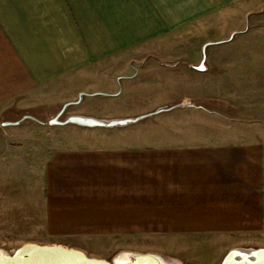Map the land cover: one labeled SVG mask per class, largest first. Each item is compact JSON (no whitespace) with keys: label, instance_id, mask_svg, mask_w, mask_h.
Segmentation results:
<instances>
[{"label":"crops","instance_id":"crops-1","mask_svg":"<svg viewBox=\"0 0 264 264\" xmlns=\"http://www.w3.org/2000/svg\"><path fill=\"white\" fill-rule=\"evenodd\" d=\"M218 24H225L226 36L216 42L244 52L241 64L235 63L238 54L226 66L215 64L214 55L205 64V44L194 78L198 86L202 79L210 83L159 109L178 110L163 119L158 143L133 139L79 152L76 160L87 165L86 204L70 203L73 185L50 176L49 230L161 232L179 248L186 247L182 235L194 234L222 249L221 263L231 250L264 249V39L257 38L264 0H0V120L3 110L8 114L11 105L61 79L84 84L83 74L129 64L138 51L151 54L155 42L189 27ZM257 40L259 50L252 53ZM204 88L218 92L202 96ZM4 128L0 123V139L8 135ZM6 148L0 140L2 152ZM73 153L53 152L50 168L74 162ZM57 185L65 187L52 190ZM78 208L85 210L81 228L68 226ZM200 238L193 241L203 246Z\"/></svg>","mask_w":264,"mask_h":264},{"label":"rangeland","instance_id":"rangeland-1","mask_svg":"<svg viewBox=\"0 0 264 264\" xmlns=\"http://www.w3.org/2000/svg\"><path fill=\"white\" fill-rule=\"evenodd\" d=\"M225 29V24H218L213 28L207 25L200 29L189 27L181 34L155 42L158 45H154L151 54L144 50L138 51L129 64L128 60H123L118 65H107L106 70L83 74L87 76L84 84L77 80L61 79L57 85L41 94L30 95L20 105H11L8 114L3 110L1 124L19 122L26 116L36 121L26 118L19 125L7 126L4 129L9 136L0 139L2 145L7 146L3 152L0 149V155L4 154V157L0 158V246H6V249H2L9 251L14 249L13 246L19 247L26 242L37 245H62L96 259H109L119 250H125L171 255L170 257H178L188 262L187 264H198L197 261L201 260L209 261V264L215 261L214 264H221L222 249H211L205 237L200 238L194 234H187V237L182 235L180 244L187 248H179L178 243L161 232L101 233L49 230L50 176L54 181L73 185L68 191V197L73 198L70 203L74 206L86 204L82 199V189L87 186L85 178H88V174L83 168H87V165H82L80 160H76L80 159L79 152L124 145L133 139H137L138 145L143 146L158 143L163 119L178 109L170 112L162 110L163 112L160 111L134 124L111 130L49 125L48 122L65 104L78 101L80 94H83L81 101L67 107L59 121L74 115L103 120L139 117L152 114L161 108L165 109L167 102L192 97L194 91H197L195 89L201 93L199 87L205 84L208 86L210 79H202L198 86L199 80L194 76H197L195 66L201 61L200 55L205 44V64H211L213 55L216 56L213 61L220 66L231 63L237 54L239 56L234 58L235 63L241 64L244 57L241 50H236L227 43L216 42L219 36H226L223 34ZM258 36L264 39V27L260 29L257 38ZM257 43L258 40L251 50L252 53L255 48L259 50ZM248 59L250 58H245L244 61ZM217 92L204 88L202 96H214ZM214 98L222 102L224 96L217 95ZM14 108L19 109L17 114H13L16 111ZM6 118L9 120H5ZM62 150L73 151L75 161L53 166L51 169L49 156ZM11 154L13 157H10ZM89 171L93 172L90 169ZM61 187L65 186H53L52 190H59ZM66 193L62 191L58 194L59 197L65 198ZM84 211L81 208L74 209V223L68 226L81 228L78 225L83 224L81 220ZM175 236L177 235H173L174 239ZM199 238L203 241V246L201 241H193ZM195 244L196 246H193ZM191 246L195 249L190 248ZM178 250L188 256L191 253L194 255L190 258L176 255Z\"/></svg>","mask_w":264,"mask_h":264},{"label":"water","instance_id":"water-1","mask_svg":"<svg viewBox=\"0 0 264 264\" xmlns=\"http://www.w3.org/2000/svg\"><path fill=\"white\" fill-rule=\"evenodd\" d=\"M83 97L80 94L78 101L65 104L60 112L48 122L49 125L66 126L72 125L86 129H113L134 124L149 116H152L162 110H158L153 114L143 115L129 119H112L103 120L87 116H69L63 121H59L60 116L65 112L67 107L78 104ZM35 120L32 117H24V119ZM23 119V120H24ZM19 122H4L2 127L19 125ZM36 121V120H35ZM230 252L225 256L221 264H234L228 261ZM0 264H183L180 260L159 254V253H138L132 251H119L110 259H96L85 255L83 252L61 245H37L24 244L12 250H4L0 248ZM264 264V263H263Z\"/></svg>","mask_w":264,"mask_h":264},{"label":"bare ground","instance_id":"bare-ground-1","mask_svg":"<svg viewBox=\"0 0 264 264\" xmlns=\"http://www.w3.org/2000/svg\"><path fill=\"white\" fill-rule=\"evenodd\" d=\"M228 261L234 264H263L264 249H238L231 250Z\"/></svg>","mask_w":264,"mask_h":264}]
</instances>
